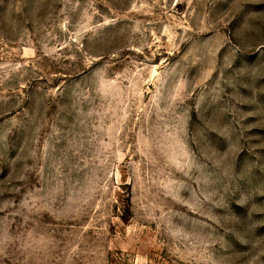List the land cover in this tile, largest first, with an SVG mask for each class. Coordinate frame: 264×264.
<instances>
[{
  "label": "rangeland",
  "instance_id": "obj_1",
  "mask_svg": "<svg viewBox=\"0 0 264 264\" xmlns=\"http://www.w3.org/2000/svg\"><path fill=\"white\" fill-rule=\"evenodd\" d=\"M0 264H264V0H0Z\"/></svg>",
  "mask_w": 264,
  "mask_h": 264
}]
</instances>
